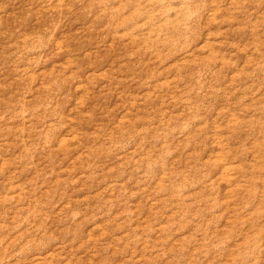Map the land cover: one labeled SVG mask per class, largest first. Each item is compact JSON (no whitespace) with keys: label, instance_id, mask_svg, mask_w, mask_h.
Here are the masks:
<instances>
[{"label":"rangeland","instance_id":"1","mask_svg":"<svg viewBox=\"0 0 264 264\" xmlns=\"http://www.w3.org/2000/svg\"><path fill=\"white\" fill-rule=\"evenodd\" d=\"M0 264H264V0H0Z\"/></svg>","mask_w":264,"mask_h":264}]
</instances>
